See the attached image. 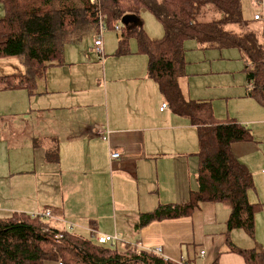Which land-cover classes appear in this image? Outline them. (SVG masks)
Listing matches in <instances>:
<instances>
[{"label":"crops","instance_id":"0c3cea01","mask_svg":"<svg viewBox=\"0 0 264 264\" xmlns=\"http://www.w3.org/2000/svg\"><path fill=\"white\" fill-rule=\"evenodd\" d=\"M248 20L261 32L260 21ZM4 21L0 42L6 40ZM96 39L66 46L64 63L48 67L33 94L0 80V212L50 210L53 216L45 219L57 228L72 227L86 238L93 231L117 235L112 245L120 248L160 247L165 258L193 264H246L230 251L225 234L229 203L206 202L191 216L139 227L142 215L185 203L198 188V126L170 105L161 109L169 103L135 44L117 54L120 34L116 49L103 41L99 55ZM193 41L185 43L183 95L209 102L213 119L249 128L253 141L235 142L231 150L252 175L264 176V168L253 166L264 148V101L249 94L251 62L238 48ZM11 58H0V77L24 74L23 60ZM192 64L203 65L190 70ZM96 125L108 131L105 140L93 133ZM113 150L121 156L112 159ZM49 152L58 156L49 160ZM235 231L230 236L237 246L264 252V240ZM200 250L205 258L194 256Z\"/></svg>","mask_w":264,"mask_h":264},{"label":"trees","instance_id":"16d2710c","mask_svg":"<svg viewBox=\"0 0 264 264\" xmlns=\"http://www.w3.org/2000/svg\"><path fill=\"white\" fill-rule=\"evenodd\" d=\"M2 2L6 40L0 42V58L20 57L25 72L0 80L25 87L31 94L36 92L37 82L48 67L64 63L66 46L98 34L100 15L106 17L107 28L115 30L127 14L141 18L143 10L152 13L163 26V36L151 38L141 24L123 26L117 54L130 51V41L136 39L138 52L147 57V73L159 84L168 105L198 126V188L191 191L185 203L163 204L142 215L139 227L153 221L191 216L206 202L229 203L225 234L230 251L241 255L246 264H264L263 251L239 247L230 236L241 229L256 239V216L262 205L250 200L255 180L231 150L235 142L253 141L251 130L234 121L213 119L210 103L187 100L180 82L187 65V41L195 40L204 47L218 49L235 47L251 62L247 66L252 85L249 94L264 101V35L253 30L251 20L243 16L244 0ZM17 80L20 81L15 85ZM57 156L48 154L49 160ZM136 249L130 244L122 248L99 244L92 237L59 229L47 219L26 212L0 217V264H180L149 249Z\"/></svg>","mask_w":264,"mask_h":264},{"label":"rangeland","instance_id":"374dc122","mask_svg":"<svg viewBox=\"0 0 264 264\" xmlns=\"http://www.w3.org/2000/svg\"><path fill=\"white\" fill-rule=\"evenodd\" d=\"M260 1L261 0H244V9H243V12H244V17L245 18H249V19H253L254 18V14L257 12L259 14H262V9L260 7ZM5 7L3 5V2H0V22H3V20L5 19ZM213 17L215 15H212ZM141 19L142 21L140 22V26L143 27V29L146 31V33L148 34V36H150L151 38H159V37H162L163 36V33H164V29H163V26L162 24L155 18V16L150 13L149 11L147 10H143L141 12ZM255 20V19H254ZM257 21V20H256ZM255 23V22H254ZM264 26V21H260L256 26ZM124 26V25H123ZM126 27V26H124ZM264 28V27H263ZM261 29V33H262V36L264 35V29ZM99 31V29H98ZM120 34H122V32H119L117 30H109L107 29L104 33H103V41H108L106 42L108 45H110V47L112 49H116V46H117V40L118 38H120ZM159 36V37H157ZM96 37H97V34H96ZM90 38V39H89ZM94 38V35H89V37H87L86 40H84L83 42H81L82 44H86L88 43L87 46H89L91 44V41L93 40ZM92 39V40H91ZM191 41V40H189ZM90 42V43H89ZM132 44H135L137 46V40L136 39H131ZM191 43H197L195 40ZM221 52V51H219ZM195 53V52H193ZM208 53H213V52H208ZM13 60H19L21 59L20 57H15V58H11ZM212 59V57H211ZM217 62L219 63V61L217 60ZM218 63H215L214 64V67L215 65H219ZM203 64H192L190 66V70H193V69H196L198 68L199 66L201 67ZM200 69V68H199ZM263 152L260 151V153H254L255 154V159H256V163L258 164L257 166L256 165H253L254 168H259L261 170V168H264V148L262 149ZM254 176V179H255V190L251 191L252 192V198L250 197V200H252V202H258L262 205V208L259 210V212L257 213V216H256V239H258L259 241L260 240H264V181L262 180L264 178V176H260V174H256V175H253ZM259 180L260 181V186H257L256 184V181ZM13 212H17V211H11L10 213H1L0 212V216H2L1 218H5V217H8L10 215L13 214ZM35 213V212H34ZM29 214H32V213H29ZM48 221H50L49 219H47ZM51 222V221H50ZM59 225V224H58ZM64 228V227H62ZM67 231H71L68 227L65 228ZM63 229V230H65ZM235 233L237 235H240V236H244L245 234L243 233V230L241 229H238L235 231ZM94 234V231L92 233V236ZM87 238H90V237H87ZM246 243L245 244H253L254 242L251 241L249 243V238L247 237L246 238ZM257 240V242H258ZM251 245H245L246 247H249ZM48 264H60V262L58 263H48Z\"/></svg>","mask_w":264,"mask_h":264},{"label":"built area","instance_id":"2783aa9c","mask_svg":"<svg viewBox=\"0 0 264 264\" xmlns=\"http://www.w3.org/2000/svg\"><path fill=\"white\" fill-rule=\"evenodd\" d=\"M92 1H95V0H92ZM260 7H261L263 13L259 14V13L256 12L255 15H254V19L257 20V21H264V0L260 1ZM122 27H123V23H122V21H120V23L115 26V30L120 31V29ZM107 29L108 28H107V23H106V17L103 16V15H100L99 31H98V34H97V39L95 41V50H96V52L99 55H103L104 54L103 33ZM168 107H169V105L167 103H164L162 105L161 109L165 110ZM94 132L98 136V138H100L102 140H105L107 138L108 131L104 127L96 125L95 128H94L93 133ZM120 156L121 155H120L119 152H117L115 150L111 151L112 159H117ZM31 215L34 216V217L35 216H40L42 218H49V217L53 216L52 215V211H50V210L43 211V212H40V213H36L35 212V213H32ZM92 238L94 239L95 242H97L99 244H113L118 239V236L117 235H109V234H106V233L94 231V234H93ZM139 249L137 248L136 250L138 251ZM151 251H153L156 254L163 255L162 254V249L160 247L151 249ZM205 255H206V251L205 250H200L198 252H195V254H194V256L196 258H205ZM178 262L180 264H193V263H190L189 261H186L184 259H181Z\"/></svg>","mask_w":264,"mask_h":264},{"label":"water","instance_id":"95a60500","mask_svg":"<svg viewBox=\"0 0 264 264\" xmlns=\"http://www.w3.org/2000/svg\"><path fill=\"white\" fill-rule=\"evenodd\" d=\"M122 23L124 26L126 27H131L133 25H138L141 22V18H139L136 15H132V14H127L125 16H123V18L121 19Z\"/></svg>","mask_w":264,"mask_h":264}]
</instances>
